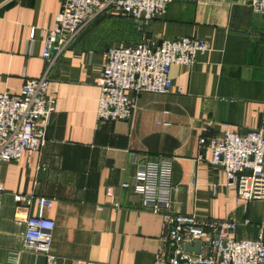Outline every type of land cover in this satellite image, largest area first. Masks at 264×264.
Returning <instances> with one entry per match:
<instances>
[{"label":"crops","instance_id":"1","mask_svg":"<svg viewBox=\"0 0 264 264\" xmlns=\"http://www.w3.org/2000/svg\"><path fill=\"white\" fill-rule=\"evenodd\" d=\"M250 1L173 0L165 15L147 23L104 14L56 58L49 78L58 110L47 144L19 162L0 163V264H13L29 217L55 222L57 264H155L164 217L122 186L135 183L140 154L173 160L171 212L249 219L252 225L239 227L236 237L258 238L264 201L240 199L223 169L197 160L200 137L221 135L224 124L243 135L262 124L264 15L254 14ZM61 8L62 0H0V93L18 94L44 74L46 34ZM183 37L207 40L210 51L192 66L172 68L171 93L138 95L133 122L99 124L105 51ZM18 262L47 264L32 252Z\"/></svg>","mask_w":264,"mask_h":264},{"label":"built area","instance_id":"2","mask_svg":"<svg viewBox=\"0 0 264 264\" xmlns=\"http://www.w3.org/2000/svg\"><path fill=\"white\" fill-rule=\"evenodd\" d=\"M172 2L62 0L56 23L47 31L44 42L46 71L41 77L27 80L18 94L0 93V163L19 162L25 154L39 153L47 144V129L58 110L57 99L50 95L49 71L56 58L69 50L90 24L108 13L147 23L165 15ZM249 6L254 14L264 15V0H251ZM209 51L207 40L190 37L151 39L137 45L108 48L97 83L101 90L98 123L133 122L138 95L171 93L172 68L192 66L199 56ZM197 160L223 169L228 185L237 188L240 199L264 201V118L257 130L246 135L224 124L221 135L200 137ZM173 170L171 158L140 154L135 183L122 185L132 188L141 195L145 206L164 217V232L155 264H264L263 227L257 239L236 237L238 228L252 225L251 220H216L169 210L174 190ZM3 192L4 185L0 181V211ZM108 194L112 195V188ZM55 227L52 219L29 217L22 249L11 253V263L19 264L18 257L22 253L32 252L46 257L47 264H57V257L52 253ZM196 241L201 243L199 254L183 249L185 244L192 245Z\"/></svg>","mask_w":264,"mask_h":264},{"label":"water","instance_id":"3","mask_svg":"<svg viewBox=\"0 0 264 264\" xmlns=\"http://www.w3.org/2000/svg\"><path fill=\"white\" fill-rule=\"evenodd\" d=\"M183 249L187 252L199 254L201 250V243L199 241L194 242L192 245L185 244Z\"/></svg>","mask_w":264,"mask_h":264}]
</instances>
